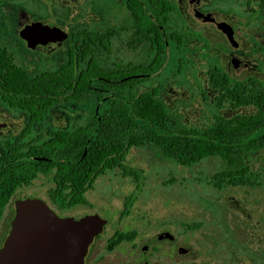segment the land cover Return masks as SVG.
Wrapping results in <instances>:
<instances>
[{
  "label": "rangeland",
  "instance_id": "obj_1",
  "mask_svg": "<svg viewBox=\"0 0 264 264\" xmlns=\"http://www.w3.org/2000/svg\"><path fill=\"white\" fill-rule=\"evenodd\" d=\"M92 1L84 0L83 4L93 5ZM99 1L102 15L112 14L114 1H109L110 7H103V0ZM122 1L118 0L113 18L126 15L120 13ZM200 1L201 8L218 10L223 15H239L238 17H244L243 24L260 27L256 32V44L264 42V26L253 18L251 11L248 12L251 8L257 10L260 2L250 0L252 7L247 8L246 0ZM72 5L70 12L60 0H0V11L30 10L29 15L34 16L33 22H54L59 36L74 34L84 29L86 24L93 30V19L78 16L81 7L77 10ZM48 8L52 10L51 17H48ZM232 17L223 16L222 19L236 26L241 25L236 17ZM4 18L6 28L0 33H7L13 39L16 21ZM168 18V30L165 34L181 33L180 28L185 26L181 17L176 15ZM189 25L212 38L213 47L221 42L228 54L237 52L211 25L199 22H190ZM194 41H187L186 48L195 52L197 44ZM169 43L158 75L150 74L146 84L149 91L157 88L159 94H162L169 115L170 131L179 133L192 128H206L214 124L217 115L233 114V110L217 109L213 103L215 93L206 82L211 64L201 56L203 52L199 49L197 54L187 51L185 55L177 50L175 42ZM239 43V52L246 53V57L254 64L256 59L261 62L263 57L255 51V55H249V48L241 33ZM10 44L11 49L19 55L20 63L31 64V70L36 75L46 71L56 72L68 62L65 50L46 57L29 51L21 40H16L15 45L12 41ZM211 52L212 55L216 53L213 50ZM122 55V61L130 58L125 52ZM135 55L133 53L131 56ZM152 58L148 51L149 64ZM184 58H188L192 64ZM47 62L48 67L45 64ZM259 69L253 70L254 75L264 80V69L262 66ZM247 75L242 73L234 78L245 79ZM129 95V90H112V94L107 95L102 102L93 96L85 97L82 101H61L48 114V139L54 132L73 133L87 128L97 109L102 114L112 101L124 103ZM246 112L248 110H243L242 113ZM125 165L139 171L137 180L125 176L121 169L110 170L93 183L86 195L87 205L66 211H61L51 202L49 192L55 187V174L53 172L48 175V204L60 217L80 219L87 215H99L106 220L104 232L89 248L87 264H264V149L249 157L251 176L257 182L255 187L216 189L215 176L227 169L223 160L206 158L190 167H183L173 159L166 158L153 145L131 149ZM37 191L38 195L46 197L39 187ZM194 224L199 227L192 230L186 227ZM120 232H136L137 236L134 241L124 242L112 252L108 251L109 241ZM162 232L171 233L175 242L159 241L158 236ZM144 248L147 249L146 253L143 252ZM179 248L185 249L187 253L180 254Z\"/></svg>",
  "mask_w": 264,
  "mask_h": 264
},
{
  "label": "trees",
  "instance_id": "obj_2",
  "mask_svg": "<svg viewBox=\"0 0 264 264\" xmlns=\"http://www.w3.org/2000/svg\"><path fill=\"white\" fill-rule=\"evenodd\" d=\"M147 18L142 14L139 0H128L133 18L132 43L141 46L142 37L147 38L149 57L147 73H157L164 62L167 41L176 39V34H165L168 30L169 14L174 10L170 0H147ZM164 32V34H163ZM135 44L133 48H135ZM83 70L76 67L74 57L67 65L48 76L30 79L21 69L12 66V60L0 49V72L10 68L7 89L48 93V111L61 101H82L93 96L102 99L98 91V76L104 75L93 58L88 59ZM131 70L132 74L139 72ZM2 73V72H1ZM214 74H218L214 72ZM215 87L220 88L221 103L229 101L233 108L254 106L256 115H236L233 118L218 117L214 126L204 130L194 129L174 133L169 128V115L165 105L158 98L157 90L136 95L137 83L131 80L117 83V89L129 90L126 102H111L101 115L94 114L91 126L76 132H54L48 139V175L54 172L55 187L49 192L53 205L61 211L87 205V193L93 183L106 172L121 169L123 174L137 180V170L127 167L125 160L131 149L153 145L166 157L183 167H190L206 158H220L227 169L214 178V187H255L249 168L250 154L264 149V84L250 80L242 87L231 85L230 80L220 75L214 76ZM224 78V79H223ZM103 84V83H100ZM110 87V84H106ZM99 97V98H98ZM13 106L22 105L34 110L43 104L42 100H26L8 96ZM42 101V102H41ZM36 117L40 114L36 111ZM100 118V119H99ZM97 125V128H96ZM161 130V132L157 131ZM164 131V132H162ZM13 151H11L12 153ZM45 152V146L36 151ZM13 168L6 170L0 181V220L3 211L14 192ZM129 206V205H128ZM188 230L197 229L198 224L186 225ZM136 232H120L108 243V251H113L124 242L136 239Z\"/></svg>",
  "mask_w": 264,
  "mask_h": 264
},
{
  "label": "flooded vegetation",
  "instance_id": "obj_3",
  "mask_svg": "<svg viewBox=\"0 0 264 264\" xmlns=\"http://www.w3.org/2000/svg\"><path fill=\"white\" fill-rule=\"evenodd\" d=\"M83 1L84 0H60L63 6L69 8L70 12H72V4V6L76 7L75 9L77 10L81 7L77 15H81L82 17L84 16V18L87 20L93 19L94 29L91 30V28L86 24L84 29L78 30L74 34H63L67 35V39L58 50L51 54L30 49L27 45V42L21 38L20 31L25 26H29L32 24H43L50 26L56 32L54 22H50L48 20L33 22L34 16L32 17L31 15H29L30 10L21 9L19 11H0V32L4 28H6V19L4 17L15 19L16 21V32L13 39L7 33H0V49L3 50L12 60V66L23 70L28 75V77L33 80L48 76V73L50 71H46L37 75L34 74L31 70V64L20 63L21 59L19 55H17L11 49V41L15 45L16 40H21V42L24 44V47H26L29 51L42 54L46 57L65 50L68 56L67 64L69 63L70 59L74 57L76 67L80 68V70H83L85 66V54L88 53V59L93 58L99 69H102L104 73V75L98 76L97 78V81L99 82L97 84V88L98 91H100L102 97V99L99 100L100 102H102L103 99L107 97V95H111L112 90H119L117 89V83L120 82L127 84V82L131 80H138L134 87V93L136 95H140L141 93H148V85L146 84V82L149 81V76L147 73V38L144 35L142 37L143 39L141 46H137L136 41L134 43L136 46L135 48H133L134 44L132 43V37L134 16L128 7V0L122 1L123 7H121L120 11V13H124L126 15L118 19H116V16H114L113 18L112 15L113 11H115L117 8L118 0H113L114 9L112 11V14H110L109 16L102 15V5L99 0H93V5L90 3L88 4V6L85 3L83 4ZM109 1L110 0H103V7H110ZM139 1L141 2V8L143 9L142 14L144 15V17L147 18L148 14L153 15V12L149 10L147 0ZM256 1L260 2V5L257 10H254V8H251L252 6L250 5V0H246L247 8H251L250 10H248V12L251 11L252 14H254L253 18H256V21L264 26V0ZM170 2L173 4L174 10L171 11L169 16L174 17L177 15L181 17L185 26H182V28H180L181 33L176 34V39L170 41L166 40V43L169 45V42H175L178 46L177 50L180 53H184L185 55L187 54V51L188 53L194 52L193 50L190 51L188 48H186L188 47L187 41L195 40L194 42H196L195 45L197 44V46L198 44H201L200 47L202 48L197 46L194 47V53L197 54L196 52L200 49L203 52L201 56L208 59V62L211 64L207 74L208 80L206 82L211 91L215 93L213 103L215 104L217 109L227 108L233 110V114L229 116H224L222 114L217 115L215 117L214 124L206 128L214 126L218 117L229 119L233 118L236 115H256L258 113V110L254 106H241L238 108H233L229 101H224L223 103H221L219 99L222 96V92L220 88L215 87L213 75L226 77L230 80L232 86L238 85V87L240 86L242 88L243 84L248 83L250 80H257V82H262L264 84V80L260 79L258 76H255V73L253 71H259L260 66H262V68L264 69V42H262V44L260 45L256 44L258 33L257 31L260 27H252L247 23L243 24L244 17H238L239 12H236L238 16H236L235 14L223 15V13H219L220 11L218 12V10L211 11L207 10L208 8L206 7L201 8L200 0H195L194 5L192 6V11L195 12V15L192 17H186L181 10V0H170ZM173 2H175V4ZM51 13L52 10L48 8V17H51ZM66 13L68 14V11H66ZM223 16H233L232 19L236 17V19L240 21L239 24L241 23V25L243 24V26H236L229 21H225L224 19H222ZM202 18L209 19L205 21ZM190 22H199L200 24L211 25L214 30L217 33L221 34V36L227 41V43L237 52H230L228 54L225 45L221 42L216 43V45L213 47V39L205 36L202 30L190 26ZM223 23L230 26L233 30L234 40L237 46L232 45V43L228 39V36L219 29V24ZM239 33H241L242 37L245 39V44L249 48V55H255L253 53L255 51L258 55L263 57V59H261V62L259 59H256V64H254L249 60L248 57H246V53L239 52V48L241 46V44L239 43ZM212 50L216 51V53H214L213 55L211 52ZM123 52H125V54L130 57L128 60L122 61V59L120 58L123 56ZM133 53L136 55L132 57L131 55ZM133 58L135 59L133 60ZM184 59L189 60L188 58ZM27 60L32 61L33 59ZM221 60L223 61V65L220 66ZM190 63L192 64L191 61ZM45 64L48 67V62ZM140 67L141 70L139 72L132 74L131 70H133L134 68L138 69ZM9 70L10 68H4V71H1L2 73L0 72V181L4 177L6 170L12 167L14 176V192L12 198L3 211L2 219L0 220V251L5 248L13 229V222L17 215L18 201L26 199H42L48 204V114L51 110L50 109L48 111V93H35L23 90L11 91L7 89L6 87L8 86V82L10 80V76L8 75ZM214 72H217L218 74H214ZM242 73L248 74L247 78H234V76H238ZM156 74L158 75V72ZM106 84H110L111 86L107 87ZM153 90H157L158 98L165 105V103L163 102L162 94H159V90L157 88H154ZM8 96H13L19 99L18 102L24 99L22 101L23 103L26 100L34 101L33 99H39L43 101V104L38 105L37 103V105L35 106L37 110L22 106L23 104L13 106L10 101L6 99ZM112 102H117V100ZM249 109H251L252 111H249ZM243 110H248V113H242ZM36 111H38V113L40 114L39 117L35 116ZM98 112L99 109H97V112H95V114L101 115ZM88 126H91V124H89ZM206 128H192L190 130H204ZM43 146H45V152H40V154L37 155L36 151L38 149H41ZM11 151L13 152L11 153ZM38 187L42 191H44V195L46 197H42L37 194ZM163 233L169 232H162L161 234ZM161 234H159V236ZM159 241H169L171 243H174L175 237L173 236V239H164ZM180 249L183 248L178 249V252L180 254L184 255L187 253L185 249H183L185 250V253H181ZM143 252L146 253L147 250L144 251L143 249ZM88 253L85 257V264H87ZM145 264L148 263L145 262Z\"/></svg>",
  "mask_w": 264,
  "mask_h": 264
},
{
  "label": "water",
  "instance_id": "obj_4",
  "mask_svg": "<svg viewBox=\"0 0 264 264\" xmlns=\"http://www.w3.org/2000/svg\"><path fill=\"white\" fill-rule=\"evenodd\" d=\"M194 3L195 0H181L184 16L195 15ZM218 27L232 45L237 46L231 27L225 23ZM20 36L30 49L48 54L58 50L67 39V35L59 36L43 24L23 27ZM105 228L106 220L99 215L63 218L42 199L18 201L13 229L5 248L0 251V264H85L89 247ZM164 239H173V236L163 233L159 240ZM180 251L185 253L183 249Z\"/></svg>",
  "mask_w": 264,
  "mask_h": 264
}]
</instances>
